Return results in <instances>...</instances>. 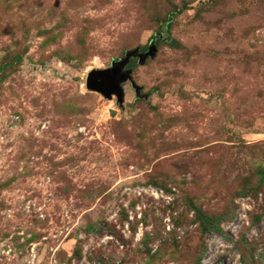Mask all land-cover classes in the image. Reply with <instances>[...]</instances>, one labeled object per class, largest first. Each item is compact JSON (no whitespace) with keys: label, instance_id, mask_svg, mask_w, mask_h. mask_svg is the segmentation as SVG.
Here are the masks:
<instances>
[{"label":"rangeland","instance_id":"374dc122","mask_svg":"<svg viewBox=\"0 0 264 264\" xmlns=\"http://www.w3.org/2000/svg\"><path fill=\"white\" fill-rule=\"evenodd\" d=\"M0 264H264V0H0Z\"/></svg>","mask_w":264,"mask_h":264},{"label":"water","instance_id":"95a60500","mask_svg":"<svg viewBox=\"0 0 264 264\" xmlns=\"http://www.w3.org/2000/svg\"><path fill=\"white\" fill-rule=\"evenodd\" d=\"M152 51L150 49L143 53L136 51V49L128 50L124 53L123 57L110 63V67L102 70H90L85 75V87L88 90L98 91L101 95L110 98L111 94H114L116 100L119 102L122 99V90L118 82L129 78L127 72H121L120 69L123 64L131 56H136L141 61L147 55H150ZM134 89L137 91L138 86L131 83Z\"/></svg>","mask_w":264,"mask_h":264},{"label":"trees","instance_id":"16d2710c","mask_svg":"<svg viewBox=\"0 0 264 264\" xmlns=\"http://www.w3.org/2000/svg\"><path fill=\"white\" fill-rule=\"evenodd\" d=\"M196 217L199 218V223H201L202 225V229H205V230H209V229H214V226L216 224L215 222V218L213 219V221H209V218L207 215H204L202 213H197L196 214ZM207 223V225H206Z\"/></svg>","mask_w":264,"mask_h":264}]
</instances>
